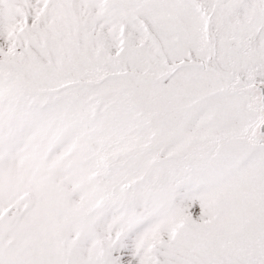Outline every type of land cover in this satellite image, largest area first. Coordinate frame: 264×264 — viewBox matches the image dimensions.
Masks as SVG:
<instances>
[{"label": "snow or ice", "instance_id": "1", "mask_svg": "<svg viewBox=\"0 0 264 264\" xmlns=\"http://www.w3.org/2000/svg\"><path fill=\"white\" fill-rule=\"evenodd\" d=\"M0 264H264V0H0Z\"/></svg>", "mask_w": 264, "mask_h": 264}]
</instances>
